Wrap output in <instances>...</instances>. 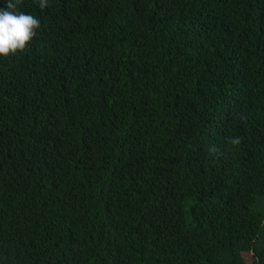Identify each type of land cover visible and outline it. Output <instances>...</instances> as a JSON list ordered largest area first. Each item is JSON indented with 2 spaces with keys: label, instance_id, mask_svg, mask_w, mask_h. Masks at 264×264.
<instances>
[{
  "label": "trees",
  "instance_id": "trees-1",
  "mask_svg": "<svg viewBox=\"0 0 264 264\" xmlns=\"http://www.w3.org/2000/svg\"><path fill=\"white\" fill-rule=\"evenodd\" d=\"M19 10L40 27L0 56V264H264V0Z\"/></svg>",
  "mask_w": 264,
  "mask_h": 264
},
{
  "label": "clouds",
  "instance_id": "clouds-1",
  "mask_svg": "<svg viewBox=\"0 0 264 264\" xmlns=\"http://www.w3.org/2000/svg\"><path fill=\"white\" fill-rule=\"evenodd\" d=\"M21 0H8L5 7L0 8V56L7 57L23 51L36 35L40 21L30 14L19 10ZM41 10L48 6V0H38ZM232 143H239L234 139Z\"/></svg>",
  "mask_w": 264,
  "mask_h": 264
}]
</instances>
